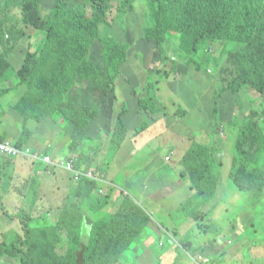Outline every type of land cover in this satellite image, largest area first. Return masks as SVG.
I'll return each instance as SVG.
<instances>
[{"label": "rangeland", "instance_id": "374dc122", "mask_svg": "<svg viewBox=\"0 0 264 264\" xmlns=\"http://www.w3.org/2000/svg\"><path fill=\"white\" fill-rule=\"evenodd\" d=\"M53 2L43 0L44 18ZM71 3L91 11L85 0ZM112 5L103 32L129 45L127 63L114 89L108 90L102 78L79 80L71 92L58 99L60 87L53 71L44 85L33 89L16 81L17 72L37 51L44 35L27 23L21 1H1L0 88L8 92L0 100V136L54 158L78 160L82 156L81 167L90 153L92 168L103 169L109 181L102 152L109 147L118 114L125 111L129 132L125 143L137 137L142 142L138 149H145L152 167L137 183L127 184L123 176L111 180L129 186L135 195L144 190L148 196L181 193L188 196L183 203H188L205 178L207 185H214L208 187L215 189L216 197L199 207L198 217H189L185 224L184 236L198 247L191 253L209 254L212 262L208 264H264V79L246 82L245 55L236 42L216 41L210 50L211 63L198 73L177 53L179 35L173 33L163 63L155 43L144 36L150 13L147 3L135 0L134 9L124 15L119 12L123 0H113ZM252 37L256 56L262 60L264 30ZM87 60L94 66L102 64L99 43L94 44ZM30 91L51 99L46 104L49 111L58 101L63 102L52 114L43 116L41 106L25 101ZM167 91L172 95L167 96ZM27 100L38 102L37 97ZM72 111L76 114L67 117ZM174 149H181L180 160ZM168 155L170 163L165 160ZM167 177L177 185L169 188L171 183L162 181ZM106 186L92 189L89 181L78 182L64 170L0 154V202L14 215L0 208V240L11 245L23 234L18 213L25 211L34 230L32 243L23 247L31 264H113L117 250L113 246L97 248L98 237L104 234L99 232V223L105 218L94 221L91 212L99 215L112 206L108 221L114 214V201L126 193L115 187L109 193L110 182ZM172 219L175 221V216ZM147 237L138 238L134 248L123 249L116 264H163L154 243L144 244ZM184 238L181 240L187 241ZM175 249L181 257L188 255L180 244ZM150 253L157 257H147ZM196 256H188L189 262L197 261ZM0 264L23 262L1 256Z\"/></svg>", "mask_w": 264, "mask_h": 264}, {"label": "trees", "instance_id": "16d2710c", "mask_svg": "<svg viewBox=\"0 0 264 264\" xmlns=\"http://www.w3.org/2000/svg\"><path fill=\"white\" fill-rule=\"evenodd\" d=\"M19 1L24 4L23 11L27 23L44 35L37 51L31 53L29 60L17 72L16 81L19 84H28L32 89L44 85L50 72L53 71L56 84L60 87L58 99L71 92L79 80L93 81L102 78L108 90L114 89L113 86L121 74V69L127 63L129 45L103 32L104 27L108 26V14L113 8V0H85L91 8L90 12H87L83 7H74L71 3L72 0H54L47 18L41 14L43 0ZM134 1L123 0V6L119 9L120 15L133 10ZM144 1L150 10L144 36L148 41L155 43L156 52L163 63L168 59L166 43L169 40V35L173 33L179 35L177 53L186 58L187 64L198 73L203 71L208 63H211L210 50L216 41L236 42L238 46L242 47L240 52L245 55L242 68L246 75V82L250 83L256 78L264 79V59L261 60L256 56L255 40L252 37V33L259 35L264 30V0ZM7 5L11 6V3H7ZM95 43L101 45L102 64L100 66H94L87 60ZM7 92L8 90L0 88V100ZM29 97H37L38 102L27 100ZM46 97V95L43 97L30 91L26 95L25 101H32L35 105L41 106L42 115L45 116L52 114L55 108L63 102L58 101L49 111L46 104L51 99ZM75 114L76 112L72 111L67 117H72ZM128 134L125 111H121L116 118L108 147L105 164L107 168L110 167V162L122 148ZM4 139L8 140L6 137ZM16 145L21 149L24 148L19 142ZM34 152L38 151L34 150ZM41 155L50 154L42 152ZM81 158L82 156H79V159ZM87 158L85 167H81L82 164H80L83 159L80 161L78 159L75 168L81 169L83 172L95 170L92 168L94 158L90 153ZM26 159L28 160V158ZM34 163L38 167L42 165L46 169H51L41 161H34ZM100 170L97 171L101 173L103 169ZM83 180L89 181L92 189L95 186L97 188L103 186L98 181L82 176L79 181ZM205 180V178L201 180L199 189L188 203H182L170 214L172 217L175 216L174 222L177 225L189 217L197 218L199 215L197 209L208 205L216 197L215 189L208 187H214V185H207ZM0 208L10 216H14L4 203L0 202ZM95 213L91 212V219L98 222L103 218V214L95 215ZM18 217H21L23 223V234L14 239L11 245L0 240V257L21 258L23 264H31L30 257L23 249L33 240L34 230L31 226V217L25 211L19 212ZM106 220L99 223V232L104 231V234L98 237L97 248L107 250L113 246L117 250L113 264L121 259L123 249L147 234L146 224L152 222L145 206L140 205L129 195L124 197L122 210L119 206L112 217L108 221ZM170 234L174 238L179 235L176 231H171ZM184 239L187 240V238ZM178 242L190 253L192 250L194 252L197 250L192 241L179 240ZM83 251L84 249L78 252L80 259L84 254Z\"/></svg>", "mask_w": 264, "mask_h": 264}, {"label": "crops", "instance_id": "0c3cea01", "mask_svg": "<svg viewBox=\"0 0 264 264\" xmlns=\"http://www.w3.org/2000/svg\"><path fill=\"white\" fill-rule=\"evenodd\" d=\"M168 87H170V85H168ZM171 95H172V91H169L167 93V96H171ZM128 137H129V134L127 138ZM141 144L142 142H140L137 137L136 138L131 137V141L126 142L125 145L123 144L122 148L119 150L114 160L110 162L111 164L110 167L107 168L105 166L112 180L116 181L117 177L123 176L127 184L137 183L140 181V179L146 176V173L149 170V166L152 167V164L148 166V163L151 160V157L143 153L145 149H138L141 147ZM137 145L139 146L137 147ZM107 150L108 149H104L102 152L104 153L103 163L107 162V159H106L107 153H108ZM174 152H175V155L180 160L181 149H174ZM167 157H169V155ZM64 158L76 159L75 157H64ZM165 160H166V157H165ZM139 162H142V163L138 164ZM101 173L104 175V177L107 175L106 172L102 171ZM105 179L107 180L106 177ZM111 179H109V181L107 180L108 182H110L112 186V189H110L109 192H111V190H114V187H115L117 190L119 189L122 192L126 193V194H122V196H120L121 194L118 195V199L114 201V208L112 212L115 213L118 210L119 206H120V210H122V203H123L124 197L125 195H129L131 198L137 201L140 205L145 206L146 211L149 214L151 221H152L150 224L148 223L146 224L147 227L145 231L148 237L144 238V244H148V241H151L154 243L160 255L159 257H162L164 260L162 262L163 264L164 263L165 264H180V263L181 264H188V263L192 264V262L190 263L189 260L191 257L194 258V256L197 255V254L194 255L197 251H195L194 254L187 251L188 255L186 256V254H183V257L179 256V254H175V251H174L175 245L179 244L178 241L183 239L184 237L187 238L184 235L187 231L185 224L188 219H184V221H182L180 224L177 225L173 221L172 216L170 215L171 213H173V211L178 206H180L184 202V200L188 198V196L184 197L181 195V193L180 195L179 194L175 195L171 193L166 196V193H165V195L157 194L153 196H148V194L145 193L146 192L145 190L141 194L135 195V192L132 191L133 189H131L132 191L131 193L129 192L130 190L129 186L123 187L122 185L121 187L119 186V184H117V182L112 181ZM162 181L165 184L171 183L168 185L169 188H171L174 185L175 186L177 185V183L172 184V182H170L169 177H167V180H162ZM161 184L157 186H160ZM165 206H166V209H165ZM107 207L108 209L104 208L102 212L100 211V213L103 214V218L105 219L110 217L111 209H112V206H107ZM171 231L178 232L179 235H177V238L175 237L176 239L172 237V235L170 234ZM189 241H193V240L189 239ZM135 243L138 244L139 241L136 240L135 242H132L131 248H134L135 245H137ZM139 246L143 249L148 248L147 245H139ZM195 247L198 248L197 246ZM147 257L156 258L157 255L150 253L148 254ZM195 259H193V262H194L193 264H197V261H195Z\"/></svg>", "mask_w": 264, "mask_h": 264}, {"label": "built area", "instance_id": "2783aa9c", "mask_svg": "<svg viewBox=\"0 0 264 264\" xmlns=\"http://www.w3.org/2000/svg\"><path fill=\"white\" fill-rule=\"evenodd\" d=\"M0 154H3L7 157L11 158H20L27 157L32 161H41L48 167L54 169H61L66 171L67 173L72 174L74 180L79 181L83 177H86L90 180H95L101 183L103 189H106V185L109 182L105 179L104 175L96 172V170L83 172L81 169L77 170L75 168L76 159L74 158H59L53 159L50 155L43 156L39 152H34V150L30 147L19 148L13 141L6 140L2 136H0ZM166 160L169 162L171 157H166ZM101 193H104V190H100ZM231 243V241H229ZM197 262L199 264H208L211 263V258L204 254L198 255Z\"/></svg>", "mask_w": 264, "mask_h": 264}, {"label": "clouds", "instance_id": "9594fccd", "mask_svg": "<svg viewBox=\"0 0 264 264\" xmlns=\"http://www.w3.org/2000/svg\"><path fill=\"white\" fill-rule=\"evenodd\" d=\"M4 138V137H3ZM33 149V148H32ZM34 150V149H33ZM3 155V154H2ZM11 158V157H10ZM25 158H27V157H25ZM29 159V158H28ZM200 254H204V255H209V254H207V253H200ZM197 264H199L198 262H197Z\"/></svg>", "mask_w": 264, "mask_h": 264}]
</instances>
